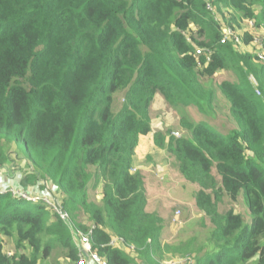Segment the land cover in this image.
I'll return each instance as SVG.
<instances>
[{"label": "trees", "instance_id": "obj_1", "mask_svg": "<svg viewBox=\"0 0 264 264\" xmlns=\"http://www.w3.org/2000/svg\"><path fill=\"white\" fill-rule=\"evenodd\" d=\"M246 20L264 30V0H0V169L15 163L8 147L16 146L32 170L23 186L71 216L0 190V264H40L58 247L74 264V231L89 229L81 213L96 224L94 249L108 264H162L169 252L192 264H264V60L234 36L223 40L230 27L252 42ZM217 87L235 125L215 122ZM159 95L214 122L183 121L187 133L155 137L197 186L204 239L164 243L172 221L147 211L146 172L133 171ZM92 181L103 182L102 204L89 198ZM241 200L250 222L235 208ZM116 237L123 246L109 244Z\"/></svg>", "mask_w": 264, "mask_h": 264}, {"label": "rangeland", "instance_id": "obj_2", "mask_svg": "<svg viewBox=\"0 0 264 264\" xmlns=\"http://www.w3.org/2000/svg\"><path fill=\"white\" fill-rule=\"evenodd\" d=\"M256 24V21L252 20H246L244 22V25L247 26L246 30L249 32V34H252V42L247 44L244 43L243 32L238 33L235 36L236 38H238V40H240L242 44L241 46H239V48L243 53L259 56V58L264 60V51H262V49L264 48V30L262 27H256ZM228 30L229 28H225L224 33ZM256 59L259 61L258 58ZM228 75V70L227 73L222 71L216 78H210V80L205 83V87L208 88L209 86H213L214 83H218L219 80H223V78L227 77ZM249 82L251 83V85L258 87L259 82L255 74L249 75ZM217 90L218 92L215 96L214 108L216 109V112L218 111V118L215 119V122L220 123L223 120H230L233 125H235L236 123H234L231 115L228 112L229 108H227L225 97L219 91L218 87ZM256 91L259 94V91ZM123 101V94L119 93L116 96L115 104L117 105ZM206 116L207 115L197 110L195 105L181 107V109L174 108L168 105L165 99L161 95H159L155 98L151 107L152 131L148 135L141 136L140 142L142 140L143 142L139 143L135 150L133 171H136L137 168L142 165L143 167H140L143 168L147 175L146 180L148 202L146 209L148 211H154L155 209H157L158 211L163 212V214L168 213L169 217L167 220L169 223L170 221H172V218L175 215L176 211L181 212L179 221H177L176 224H172V222L171 224H169L170 229L169 231L167 230L169 234L164 237V243L177 242L179 238L186 240L187 237L189 238L195 233L200 234L201 239H204L207 229L200 224V222H202V218L201 216H199L195 207L197 186L190 182L184 181L182 177H180L176 172V170L172 166H170V159L168 158L167 153L162 149L160 150V147H158V145L156 144L155 137L158 133H165L167 135H169V133H175V136L178 137L181 134L187 133V129L183 124V121L204 120L206 123L208 121L212 124L213 121L211 120V122L210 119ZM213 126H215L217 129ZM213 126V128L218 130L219 127L216 123L213 124ZM8 150L14 153L13 156L15 163L9 164L4 169H0V190H2V192L9 190L14 192L16 195H18L19 192V194L27 193L33 196H42L44 193L39 190L37 191L35 187L28 185V188H25L23 186L25 185L24 181L26 180V177L31 174L32 170L30 168H27L25 161L19 163V160L22 159L17 158V156L15 155L16 153H18V148L16 146L11 145L8 147ZM150 156H156V159L158 160L156 169H153V166L155 164L153 163V160L149 159ZM158 156H160L161 158H159ZM151 169L152 171H155V173L150 174ZM93 183L94 181L91 182L88 188L89 198L96 203L102 204L103 195L101 192V185L103 182H100L96 187L92 186ZM54 193L56 197H62L60 193L55 191ZM50 200H52V202H55L52 198ZM222 207L229 208L230 204L228 202H225L224 204H222ZM235 208L238 212H242L245 214L247 222L252 221L253 214L249 210H247L242 200L235 206ZM48 209L51 210L50 208ZM52 213L55 214L54 210ZM79 220L81 221V223L89 225V228H91L92 226L96 227V224L90 222L88 217L84 213L80 214ZM196 220H198L197 223H190ZM69 221H71V216L69 218ZM206 222L208 226H210V220L208 219L206 220ZM11 247V244H7L5 247V252L6 250L12 252L10 251ZM169 255H171L170 252L165 253V258L162 261V264H168L173 260H180L190 257L189 255L178 256V254H175L172 255L171 258ZM40 264H70V261L66 256V251L61 247H58L52 251L51 255L47 259L40 262Z\"/></svg>", "mask_w": 264, "mask_h": 264}, {"label": "built area", "instance_id": "obj_3", "mask_svg": "<svg viewBox=\"0 0 264 264\" xmlns=\"http://www.w3.org/2000/svg\"><path fill=\"white\" fill-rule=\"evenodd\" d=\"M252 21H255V20H252ZM226 28H229V30L225 31L223 40L226 41L227 39L233 36L236 38L235 36L236 34L235 35L233 34V30L230 27H226ZM236 41L239 42L238 38H236ZM198 53H201V50H198ZM207 59H210V54L207 55ZM13 194L15 196H18V197H21V198H24V199H27L33 202L44 203L47 206V208H50L52 211L54 210L55 214H57L59 218L69 222V218H70L69 214L63 209H61V207L58 204H56V202H52V200H50L51 199L50 197L44 196V195L33 196L27 193L19 194V192H18V195H16L14 192ZM180 214H181L180 211H176L175 215L172 218V224H176L177 221H179ZM71 227L72 229H74L72 225ZM94 228L95 226H92L87 231H83L81 229L74 231V242L79 247V259L75 264H88V262L93 263V264H108L107 259L101 256L94 249V242H93ZM109 244L114 245V246L124 245L123 239L117 238V237L111 240ZM131 249H133V247ZM7 256L12 257L13 252L7 253ZM192 262H193L192 259L188 257V258H184L180 260H173L168 264H192Z\"/></svg>", "mask_w": 264, "mask_h": 264}, {"label": "crops", "instance_id": "obj_4", "mask_svg": "<svg viewBox=\"0 0 264 264\" xmlns=\"http://www.w3.org/2000/svg\"><path fill=\"white\" fill-rule=\"evenodd\" d=\"M140 139H141V138H140ZM142 142H143V140H142L141 142L139 141V143H142ZM158 157L161 158L160 156H158ZM149 159L153 160V163L155 164V165L153 166V169H154V168L156 169V165H157V163H158V160L156 159V156H153V157L150 156ZM136 164H137V163H136ZM140 166H142V165H140ZM140 166H139V167H140ZM142 167H143V166H142ZM142 167H141V168H142ZM150 171H151L150 174L155 173V171H152V169H151ZM147 211H148V210H147ZM155 211H157V209H155L154 211H149V212H155ZM160 212H161V211H160ZM161 213H163V212H161ZM164 215L167 216V218L169 217V214H168V213H165ZM163 242H164V241H163ZM75 263H76V262H74V264H75ZM88 264H91V263L88 262ZM92 264H93V263H92Z\"/></svg>", "mask_w": 264, "mask_h": 264}]
</instances>
